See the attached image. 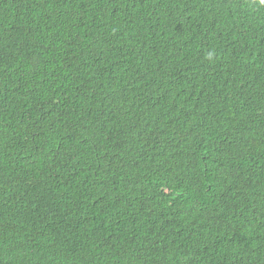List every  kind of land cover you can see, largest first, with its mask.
<instances>
[{
  "label": "trees",
  "instance_id": "1",
  "mask_svg": "<svg viewBox=\"0 0 264 264\" xmlns=\"http://www.w3.org/2000/svg\"><path fill=\"white\" fill-rule=\"evenodd\" d=\"M0 264H264V0H0Z\"/></svg>",
  "mask_w": 264,
  "mask_h": 264
}]
</instances>
